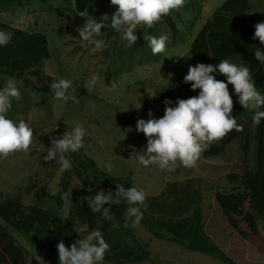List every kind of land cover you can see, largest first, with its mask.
Returning a JSON list of instances; mask_svg holds the SVG:
<instances>
[{"label":"trees","instance_id":"trees-1","mask_svg":"<svg viewBox=\"0 0 264 264\" xmlns=\"http://www.w3.org/2000/svg\"><path fill=\"white\" fill-rule=\"evenodd\" d=\"M33 0H0V9L10 10L24 8ZM48 5V0H37ZM73 5L78 13H88L92 17L102 20L104 13L98 0H63ZM58 16L59 9H53ZM201 11L200 0H185L184 6L174 9L163 16L152 28L142 26L136 34L138 40L132 47L122 40L120 32L104 28L100 36L103 44L95 48L107 62L102 71V81L110 85L112 80L123 72H130L134 66L144 63L157 62L161 54L153 55L147 42L143 40V33L151 35H167L168 40L174 39L179 26L191 25L198 19ZM188 15L191 18H188ZM257 18L251 15V0H226L203 23L194 36L189 48V64L181 68L177 78L164 90L157 103L165 110V99L175 102L187 99L197 91L191 90V85L183 82L189 66L197 63L217 65L221 59L235 57L251 69L255 86L264 94V64L255 59L254 48L264 50V44L253 39L254 25ZM0 29L13 33L10 43L0 46V76L23 79L26 88L35 89V85L25 78L40 75V65L51 57L49 43L46 36L39 31H27L0 21ZM72 35L80 42L77 29ZM86 43V42H82ZM219 80V79H218ZM227 83L226 79H222ZM230 95L234 101L233 115L237 117L242 131L233 129L226 136L213 142L203 151V159L215 158L222 155L227 147L239 140L240 152L243 159V171L240 175L229 174V181L235 184L230 192L216 191L215 202L226 219L228 225L236 231L242 240L259 236L258 221L264 220V119L259 125L252 122L254 112L250 108H243L238 102V96L231 84L228 85ZM175 107V103L170 105ZM247 115V123L242 116ZM71 158V170L61 171L59 189L67 191L71 188L74 178L81 187L72 192L69 212L63 217L61 210L66 203L61 195H55L44 201V194L36 192V202L24 204L19 194L8 196L0 201V264H41L35 257L19 245L9 229L22 235H33L37 239V248L48 258L49 264H60L57 245L60 241L66 247L72 245L70 226L74 223L86 226L87 231L99 229L110 248L106 252L102 264H145L154 256L149 245L141 242L134 231V227H124V213L127 205H111V219H102L98 213H93L87 201L79 203L81 197L95 195L99 187L93 180L101 181L105 190L116 191L117 183L125 188L133 187L129 177H115L97 168L80 151L68 154ZM92 189L89 192V189ZM201 194L197 181L188 179L183 182H169L163 191L156 196H146L147 208L143 211V218L139 224L147 229L158 240L172 242L190 252L207 255L221 264H237L211 238L203 223L202 210L199 207ZM109 207V205H105ZM4 225H3V224ZM241 225H244L243 227Z\"/></svg>","mask_w":264,"mask_h":264},{"label":"rangeland","instance_id":"rangeland-1","mask_svg":"<svg viewBox=\"0 0 264 264\" xmlns=\"http://www.w3.org/2000/svg\"><path fill=\"white\" fill-rule=\"evenodd\" d=\"M224 1L200 0L198 19L191 27L190 24L179 26L178 33L170 39L159 61L136 65L130 72H123L114 78L110 85H105L101 76L106 60L96 53L93 46L80 42L72 35L86 19L73 5L63 0H48V5L33 0L24 8L0 9L1 22L27 31L42 32L51 53V57L40 65L38 77L25 76L34 83L35 89L24 87L23 79H15L22 98L12 100L8 118L17 122L23 119L30 124L34 130L33 147L28 152L10 153L7 158L0 156V201L19 194L24 204H33L38 191L44 194V201L60 195L59 153L57 160L52 161H45L44 156L51 147V137H60L65 131L81 124L86 129V136L84 147L79 151L94 161L98 169L115 177H129L133 186L144 189L146 196L159 195L169 182L197 181L201 194L199 207L211 238L237 264H264V220L258 221V237L242 240L228 225L214 199L216 191L230 192L235 186L229 181V174L240 175L243 171L238 139L219 157L203 159L202 152L195 167L185 168L178 161L171 173L155 164L144 167L135 157L138 152L146 151L147 145L145 135L136 131L137 120L149 119L150 110L154 118L164 115L156 100L177 78L180 69L188 66L189 48L194 36ZM98 3L100 8H104V13L116 11L117 6L112 5L111 0H98ZM53 9H59L62 15L58 16ZM251 15L257 18V23L264 22V0H251ZM188 18L191 17L188 15ZM141 29L142 26H138L134 34ZM120 37L124 40L121 32ZM228 60L246 66L235 57ZM94 75H98L99 79L89 88L86 83L91 84ZM215 75L216 79H226L218 72ZM61 78L73 81L68 94L75 96L79 103L54 98L50 85ZM8 79L0 76V89ZM199 91L197 89L193 96H198ZM246 118L244 114V123H247ZM108 165H111V171ZM93 183L99 190H105L101 181L94 179ZM80 187V182L74 178L70 189L73 192ZM68 212L66 204L61 210L63 217ZM81 227L85 226L78 223L70 226L72 243L87 234L77 232ZM9 230L29 256L35 257L41 264H49L48 258L37 248V239L33 235L25 237ZM134 231L141 242L149 245L154 255L145 264H221L207 255L155 239L141 224L136 225Z\"/></svg>","mask_w":264,"mask_h":264},{"label":"clouds","instance_id":"clouds-1","mask_svg":"<svg viewBox=\"0 0 264 264\" xmlns=\"http://www.w3.org/2000/svg\"><path fill=\"white\" fill-rule=\"evenodd\" d=\"M185 0H111V4L117 6L111 16L104 15L98 20L91 15L80 13L86 17L83 25L77 28L82 42L94 44L99 48L102 40L96 39L102 33V29L111 28L115 32L123 33V39L127 46L136 44L138 36L135 30L138 26L152 28L163 16L170 14L174 9L184 6ZM253 39H258L264 44V22L254 25ZM13 33L0 29V46H6L11 42ZM143 40L148 43L152 54H161L166 50L167 35L155 36L148 32L143 33ZM254 56L257 61L264 64V50L254 48ZM226 77L227 83L216 79L215 73ZM98 75L91 78V87ZM183 82L191 85V90L199 89L198 96L187 99H177L173 102L165 99L164 115L154 118L150 110L149 119H138L136 131L141 132L147 138L146 151L138 152L136 160L144 167L157 165L160 169L171 173L177 167V162L185 168L196 166L201 153L211 143L222 140L226 134L235 129L242 131L243 126L237 122L233 115L234 101L230 95L228 85L231 84L238 96V102L243 108L253 110L252 122L259 125L264 119V94H261L255 86L251 75V69L243 64L237 65L228 59H221L217 65L197 63L189 66ZM71 79H56L50 87L54 98L79 103L75 96H70L68 90L72 87ZM22 94L17 81L9 78L0 89V156L7 158L10 153L19 151L28 152L33 147L34 130L28 122L21 119L18 122L8 118L12 108V100H20ZM175 103V107L172 105ZM86 129L77 124L71 130L65 131L60 137H51V147L44 156L45 161L57 160L61 171L71 170L72 163L69 153H75L84 147ZM111 171V165H108ZM89 192L92 191L90 188ZM55 194V193H53ZM61 199L66 204H71L72 190L61 191ZM87 201L88 207L93 213H98L102 219H111V205L126 203L124 213V227H135L143 218V211L147 205L144 189L138 187L125 188L117 183L116 191L111 189L99 190L95 195L81 197V206ZM109 205V207H105ZM77 231V230H76ZM79 232H87L77 239L70 247H66L63 241L57 245L60 264H101L110 246L105 241L103 233L99 229L87 231L86 226Z\"/></svg>","mask_w":264,"mask_h":264}]
</instances>
